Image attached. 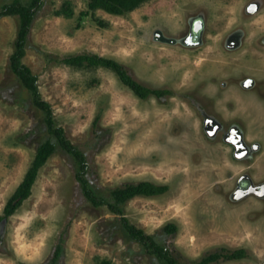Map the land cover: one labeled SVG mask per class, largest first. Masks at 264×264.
Listing matches in <instances>:
<instances>
[{
	"label": "rangeland",
	"instance_id": "rangeland-1",
	"mask_svg": "<svg viewBox=\"0 0 264 264\" xmlns=\"http://www.w3.org/2000/svg\"><path fill=\"white\" fill-rule=\"evenodd\" d=\"M64 5L71 17L55 15ZM87 8L88 0H42L23 62L55 124L85 155L89 187L107 195L128 182L165 184L123 209L179 262L227 247L246 257L213 264H264V0H147L123 15L96 10L102 24L79 18ZM18 28L17 15L0 16V219L49 137L45 113L9 68ZM85 52L169 94L142 99L111 69L56 61ZM231 126L248 157L223 138ZM78 170L56 144L31 195L0 226V264H167L129 237L120 215L85 197Z\"/></svg>",
	"mask_w": 264,
	"mask_h": 264
},
{
	"label": "trees",
	"instance_id": "trees-1",
	"mask_svg": "<svg viewBox=\"0 0 264 264\" xmlns=\"http://www.w3.org/2000/svg\"><path fill=\"white\" fill-rule=\"evenodd\" d=\"M145 1L147 0H88V8L80 12L79 18L91 15L102 24V21L95 18L96 10L102 9L109 14L123 15L137 8ZM41 4L42 0H31L28 4H24L20 0H13L10 3L4 4L0 9V16L17 15L19 17V28L14 41V51L9 57V68L19 79L22 86L31 94L33 104L45 113L44 121L49 133V137L37 147L35 156L26 170L22 181L5 203L3 208L4 215L1 219L14 214L23 201L31 195L32 187L40 168L55 151L57 144L78 162L79 170L75 176L81 184L85 197L94 206L106 205L112 213L120 215L129 237L146 247L149 253H156L159 257L165 258L167 264H213L222 260H235L246 257V250L244 248L229 249L227 247H220L217 250L206 253L198 260L179 262L167 247L156 243L152 235L132 224L124 214L123 207L125 203L136 196L154 197L161 195L168 190V186L165 184H156L146 180L136 183L128 182L108 190L107 195H98L89 187L88 180L85 177L87 170L85 155L66 137L64 129L55 124L53 109L50 103L41 96L37 82L38 76L23 62V57L26 53L27 37L31 30L36 11ZM55 15L71 17L73 12L70 7L64 5L61 9L55 11ZM56 61L76 68L105 67L111 69L123 84L142 99H146L150 95L161 98L165 94H169V91L166 89L151 88L139 82L128 72L122 63L113 58L85 52L65 55ZM98 119L99 116L95 118L94 124L97 123ZM176 229L177 226L174 223H167L163 227L166 233H174ZM61 253L62 247L61 245H57L52 258L53 263Z\"/></svg>",
	"mask_w": 264,
	"mask_h": 264
},
{
	"label": "water",
	"instance_id": "water-1",
	"mask_svg": "<svg viewBox=\"0 0 264 264\" xmlns=\"http://www.w3.org/2000/svg\"><path fill=\"white\" fill-rule=\"evenodd\" d=\"M255 9V7H251V10H254ZM201 27H202V23H201V21L200 20H197V21H195L194 22V28H193V30H194V34L197 36L198 34H199V31H200V29H201ZM234 130H236V129H234ZM236 132V131H235ZM230 142L235 146V149H236V151H241L242 150V154H245V153H247V149L245 148V146L241 143V140H240V138H237V140H235V139H233V138H231L230 137ZM242 154H239L240 156H242ZM6 221H7V218H2L1 220H0V226H4V224L6 223Z\"/></svg>",
	"mask_w": 264,
	"mask_h": 264
},
{
	"label": "flooded vegetation",
	"instance_id": "flooded-vegetation-1",
	"mask_svg": "<svg viewBox=\"0 0 264 264\" xmlns=\"http://www.w3.org/2000/svg\"><path fill=\"white\" fill-rule=\"evenodd\" d=\"M193 28H194V24H193ZM168 94H165L164 96H162L161 98H164L165 96H167ZM235 128L233 126H231L229 129H227L224 133H223V138L226 139V137H231L235 140H237V136H234L235 135ZM215 131V130H214ZM214 133V132H213ZM255 149V148H254ZM244 157H248L247 156V153L245 154H242Z\"/></svg>",
	"mask_w": 264,
	"mask_h": 264
}]
</instances>
